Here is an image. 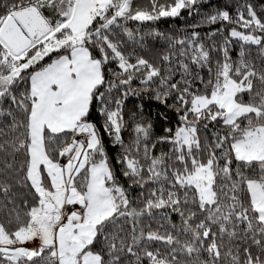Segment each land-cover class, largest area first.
I'll return each instance as SVG.
<instances>
[{"label": "snow or ice", "instance_id": "1", "mask_svg": "<svg viewBox=\"0 0 264 264\" xmlns=\"http://www.w3.org/2000/svg\"><path fill=\"white\" fill-rule=\"evenodd\" d=\"M0 264H264V0H0Z\"/></svg>", "mask_w": 264, "mask_h": 264}, {"label": "trees", "instance_id": "2", "mask_svg": "<svg viewBox=\"0 0 264 264\" xmlns=\"http://www.w3.org/2000/svg\"><path fill=\"white\" fill-rule=\"evenodd\" d=\"M213 7L216 4H221L226 2V0H211ZM208 9H202L201 11H206ZM183 19L181 18H176V19H161L160 21L155 22L154 24H151V27H154L158 29L159 31L163 32H168L171 29H181L184 28L186 25H190L192 23L198 22L200 17L198 16H193V17H188L187 13H183ZM133 27L135 25H132ZM147 27V26H145ZM202 33L206 32L208 30L207 27H202L199 29ZM151 42V41H150ZM140 101L135 98V97H130L128 102H127V108L132 109L134 108ZM145 103V112L146 114L155 120L157 124V131H159V126L163 123L162 121L158 120L156 118V113L158 111V108L155 104H149L147 101H144Z\"/></svg>", "mask_w": 264, "mask_h": 264}]
</instances>
